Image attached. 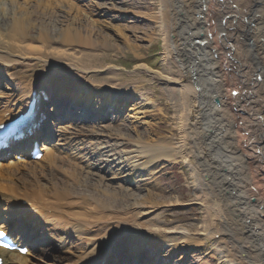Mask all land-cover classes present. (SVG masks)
Segmentation results:
<instances>
[{
    "label": "bare ground",
    "instance_id": "6f19581e",
    "mask_svg": "<svg viewBox=\"0 0 264 264\" xmlns=\"http://www.w3.org/2000/svg\"><path fill=\"white\" fill-rule=\"evenodd\" d=\"M87 1L85 7L86 0H0V128L33 99V119L42 125L41 134L0 154L3 161L7 152L15 155L0 162V228L8 225L28 248L26 255L0 249L1 264H175L173 255L216 234L219 264H264V199L255 184L264 185V0H156L148 20L167 73L138 64L128 83L96 53L139 49L122 34L116 43L93 20L116 12V0H107L109 8ZM141 74L172 98L181 141L137 136L116 153L120 129L100 124L115 121L119 128L127 111L137 115L129 106L147 104ZM54 121L67 126L51 132ZM34 141L44 152L38 167L26 157ZM178 158L206 215L195 234L160 227L148 219L155 208L142 207V198L103 186V180L143 183L152 165ZM130 196L136 213L118 211L114 199ZM146 197L160 200L149 191ZM212 219L225 230L211 232ZM43 247L50 257L37 254Z\"/></svg>",
    "mask_w": 264,
    "mask_h": 264
},
{
    "label": "rangeland",
    "instance_id": "374dc122",
    "mask_svg": "<svg viewBox=\"0 0 264 264\" xmlns=\"http://www.w3.org/2000/svg\"><path fill=\"white\" fill-rule=\"evenodd\" d=\"M93 3H98L103 8L110 7V3L107 0H97ZM81 4L85 7L91 5L87 0ZM156 4V0H116L112 4L114 7L113 10L116 12L108 13V16H102L100 14L95 18L93 17V20L99 21V23L111 31V34L115 36L116 43H120V38L118 37L122 34V36L129 38L132 44L139 48L138 50H128L127 48H123L117 53L110 51L96 52L98 55H106L102 60V65L113 66L114 69L117 70V78L120 79L121 82L128 83L132 81V77L136 76V74L133 73L134 68L138 64L145 65L151 70L159 71L162 74L167 73V70L163 67L164 63L162 61V56L160 55L161 43L159 36L157 37V33L155 31L156 28H153L150 20H148L150 19L149 17L151 13L156 11ZM117 12L125 14V16L123 15V17H118V20H112L115 19L113 17L117 16ZM137 13H142L144 15L142 19L134 17ZM120 18L123 20L119 21ZM0 25L4 24L0 23ZM123 25L126 31L123 29ZM170 69H172L171 66ZM141 76V79H143L141 91L145 93V98H148L147 104L140 106L141 103L137 101L134 105L129 106L130 109L131 107L135 109L134 113H137V115L133 116L132 111H130L131 114L127 111L125 116H123L122 122L117 123L119 124V128L115 126V121L110 122L104 120L100 124V126L104 128H114L116 131L120 129V132L118 133L120 134L119 138L113 141V145L116 147L113 149L116 153L126 152L129 150V146L123 147L124 145L122 146V144H128V142L125 141L126 139L133 140L137 136L142 139L150 140L160 138L166 140L170 139L173 144H178L181 141V131L179 130L181 125H177L175 121L174 112L172 110L173 107L171 104L173 102L172 98L167 97L162 83L152 81L144 74H141ZM90 121L91 120L88 119L84 125H89L88 122ZM57 126L66 128L67 125L55 123L53 132L59 130ZM88 142L92 143L94 140H90ZM42 153L44 154L43 151ZM35 162L36 164L33 165H36V167H38V165L45 164L43 159ZM131 162H133V160H131ZM31 163L32 162H30V164ZM192 165L194 164L192 163ZM98 166L101 168L103 167V165ZM95 171L99 177H105L104 179L109 178L104 171ZM149 174L150 175L144 174V176L141 177L144 182L136 185H130L125 183L123 180H117L110 183L103 180L102 183L103 186L112 184L114 188L122 187L129 195L142 198L140 201L143 205L142 207H154L155 210L148 216V219L157 220V224L160 223V227L165 229L182 228L189 230L192 234H195L196 231L200 229L201 224H203L204 217L206 215L202 206L195 201L196 195H199L200 193H198V189L194 187V178L191 177L189 171L186 169L183 160L178 158L174 162L167 160L158 162V164L150 167ZM95 179L96 178L93 180ZM255 184L259 189V195L264 199V185L260 184L259 181H255ZM147 191L153 195H157V198H160V200H146ZM158 194L161 195V197L158 196ZM113 202L119 205L117 210L120 212H126V210L128 211L130 209L128 211L129 213H136V210H134L135 203L133 202V198L131 196L128 197L127 200L124 199V201L118 197L115 198ZM228 219L229 217L227 215L223 220L227 222ZM207 223H210L208 226L211 225V232L225 230L218 221H215V219H212ZM217 235L218 234L213 237H208V239L197 246L198 248L194 246L188 250H181L178 253L182 259H178L179 254L177 253L172 256L173 262L177 261L175 264H219L221 260H218L213 250V243L216 241ZM76 245L77 247L79 246L78 250H80L83 248L85 243L84 241L80 243L76 242ZM42 252H45L47 256L51 255L49 254L51 251L48 250L47 247H43L42 251L37 252V254ZM225 252L228 253L229 251ZM224 255L227 256L226 254ZM53 257L58 259L60 256L59 254H54ZM228 259L232 261L230 256ZM225 260H227V258H225Z\"/></svg>",
    "mask_w": 264,
    "mask_h": 264
}]
</instances>
